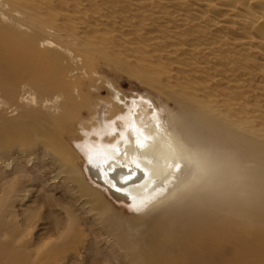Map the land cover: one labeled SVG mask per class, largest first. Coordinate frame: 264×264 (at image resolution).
<instances>
[{
	"label": "bare ground",
	"instance_id": "obj_1",
	"mask_svg": "<svg viewBox=\"0 0 264 264\" xmlns=\"http://www.w3.org/2000/svg\"><path fill=\"white\" fill-rule=\"evenodd\" d=\"M17 1L20 7L7 14L0 1V124L20 106L34 109L23 114L29 113L30 124L7 123L13 122L16 134L6 122L0 130L15 140L43 138L47 151L46 133L59 140L60 124L67 128L85 106L79 80L86 54L96 49L82 44L76 51L73 44L81 39L59 33L51 38L60 25L53 12L36 0ZM201 2L208 7L201 19L227 31L233 48L252 52L264 64V0ZM208 49L212 45L203 41L201 47L168 50L188 54L181 66L159 74L174 104L168 128L138 99L115 111L111 105L87 108L92 119L83 136L87 175L115 199L127 200L131 217L114 219L84 201L87 185L80 174L85 193L77 204L102 223L109 250L129 264H264V94L258 98L250 81L240 78L253 76L245 56L227 55L211 65L214 54L199 61ZM115 50L111 46V54ZM255 69L258 80L264 71ZM32 87L43 96L26 91Z\"/></svg>",
	"mask_w": 264,
	"mask_h": 264
},
{
	"label": "rangeland",
	"instance_id": "obj_2",
	"mask_svg": "<svg viewBox=\"0 0 264 264\" xmlns=\"http://www.w3.org/2000/svg\"><path fill=\"white\" fill-rule=\"evenodd\" d=\"M0 1L5 14L10 8L20 7L17 0ZM48 1L36 0L40 7L49 8L55 22L60 24L58 32L51 33V38H56L57 33L65 39L79 38L81 41L73 44L76 51L82 44H89L96 50L86 54V72L79 80L85 106L75 111L77 115L65 123L67 128L60 124L64 132L59 128V140L46 133L44 139L48 144L50 141L47 151H43V138L34 139L28 135L15 140L14 135L8 136L6 130L5 133L0 130V264H129L125 257L109 250L102 223L77 204L78 196L85 193L78 179L82 175L88 193L84 201L96 209L104 208L105 213L114 219L128 220L131 217L129 211L132 208L127 200L115 199L106 186H97L87 175L83 136H86L84 127L92 120L87 108L91 111L97 106L111 105L113 109H123L132 99H138L144 101L149 113H156L168 128L174 104L164 92L168 82L159 74L181 66L188 56L184 52L171 54L168 50L179 45L201 47L204 41L212 45V49L202 53L199 61L214 54L217 59L210 64L217 65L227 55L245 56L254 68H251L253 76L240 78L250 81L258 98L264 94V76L257 80L259 71L255 68L264 71V64L252 52L233 48L227 31L200 18L203 8H208L206 2L201 4V0H196L200 5L195 0ZM78 25H82V29ZM111 46L115 47L116 54H111ZM176 72L177 75L183 74ZM245 89L250 91L251 87ZM26 91L36 99L43 96L33 87L26 88ZM69 108L65 107L66 111ZM29 109L20 106V114L17 111L15 116L8 115L9 120L1 122L0 126L5 122L6 126L10 120L14 121L10 125L13 123L19 128L30 124L29 113L24 117L25 110L32 112L34 108ZM74 110L71 107L69 111ZM14 117L20 119L15 121ZM9 124L7 130L16 134L12 131L15 125L10 128Z\"/></svg>",
	"mask_w": 264,
	"mask_h": 264
}]
</instances>
